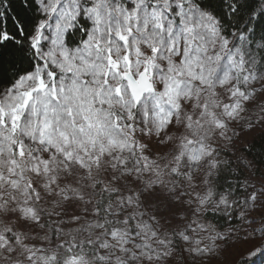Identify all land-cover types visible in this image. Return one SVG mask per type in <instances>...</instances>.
Segmentation results:
<instances>
[{"label": "rangeland", "instance_id": "obj_1", "mask_svg": "<svg viewBox=\"0 0 264 264\" xmlns=\"http://www.w3.org/2000/svg\"><path fill=\"white\" fill-rule=\"evenodd\" d=\"M37 1L43 62L0 97V264H49L60 244L63 264H88L69 248L95 237L100 264L264 255V170L247 168L236 225L216 231L204 217L232 206L212 187L219 156L241 158L264 132V69L244 37L190 0ZM80 14L86 36L69 46ZM142 70L154 90L134 103L119 80ZM97 184L115 193L110 230L96 221ZM173 232L184 262L166 243Z\"/></svg>", "mask_w": 264, "mask_h": 264}, {"label": "trees", "instance_id": "obj_2", "mask_svg": "<svg viewBox=\"0 0 264 264\" xmlns=\"http://www.w3.org/2000/svg\"><path fill=\"white\" fill-rule=\"evenodd\" d=\"M193 5L204 10L217 20L220 32L225 36H243L248 50L264 69V0H190ZM41 20V11L37 0H0V97L24 75L31 73L39 62L33 41V35ZM88 29L85 17L80 14L73 25L67 29L65 40L69 46L78 45L86 36ZM124 81L123 75L119 82ZM135 103V102H134ZM240 156L226 155L219 161L212 175V187L215 191L227 193L232 206L227 209H211L205 212L206 221L210 222L216 231H222L226 226L237 224L236 203L234 198L242 193L241 182L248 177L247 168L254 169L257 176H262L264 170V132H254L251 138L242 143ZM225 158H227L225 160ZM95 189V208L98 217L96 221L105 230H110V221L106 218L108 205L115 193L102 189L98 184ZM260 227L264 233V201L260 204ZM132 230L129 227L128 231ZM99 237L100 234H97ZM102 237V235H101ZM167 245L178 254V262H184L183 241L178 233L173 232L166 240ZM99 238L90 242H76L69 248L71 254L83 255L88 264H100L102 258L98 254ZM253 246H251L252 248ZM250 248V249H251ZM249 249V250H250ZM258 251V250H257ZM68 252L65 244H60L55 258L49 264H63V257ZM249 251L237 259L236 264H264V255L259 252L254 255ZM249 256V257H247Z\"/></svg>", "mask_w": 264, "mask_h": 264}, {"label": "water", "instance_id": "obj_3", "mask_svg": "<svg viewBox=\"0 0 264 264\" xmlns=\"http://www.w3.org/2000/svg\"><path fill=\"white\" fill-rule=\"evenodd\" d=\"M123 76L135 101H138L145 92L154 89L153 82L145 70L140 71L136 77L130 71L124 72Z\"/></svg>", "mask_w": 264, "mask_h": 264}]
</instances>
